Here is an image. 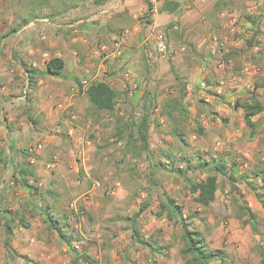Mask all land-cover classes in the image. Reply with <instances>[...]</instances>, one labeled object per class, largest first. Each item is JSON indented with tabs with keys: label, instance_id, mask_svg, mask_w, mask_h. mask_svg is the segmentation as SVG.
Instances as JSON below:
<instances>
[{
	"label": "rangeland",
	"instance_id": "obj_1",
	"mask_svg": "<svg viewBox=\"0 0 264 264\" xmlns=\"http://www.w3.org/2000/svg\"><path fill=\"white\" fill-rule=\"evenodd\" d=\"M95 1L100 4L107 0H0V33L21 29L24 20L41 19L54 3L65 18L78 5L76 20L80 21L81 30H85L98 22ZM163 2L157 0V13ZM194 2L195 13L183 4L177 11L188 20L181 23L183 28H192L184 44L186 49L180 50L183 29L181 33L179 29L170 33L167 29L166 33L163 24L171 18L165 12L160 13L153 35L165 36L166 53H159L153 42L156 49L149 65L145 57H136L143 67L138 79L140 84L134 89L139 91L137 103H126L117 97L116 109L119 116L134 126L129 131H135V142L126 137L129 131L123 140H116L112 138L113 126H92L68 101H47L52 115L55 117L54 112L58 110L68 125L54 123L43 135L48 142L58 138L68 151L61 158L75 164L60 167L61 173L65 168L69 173L49 183V187L41 186V190L47 186L51 193L40 191L35 181L24 183L19 175L20 165L30 166V161H34L31 166H35L37 175L38 166L44 170V164L53 159L55 148L50 149L48 143L43 145V136L32 146V152L24 147L17 152L20 163L13 169L18 182L13 176L5 175L8 168L0 165V264H86L83 258L77 260L75 251L88 254L99 264H183L178 255L183 247L181 225L156 216L166 196L175 198L176 204L182 207L185 224L202 235L209 249L216 250L223 240L230 239L226 251L234 264H262L264 182L258 175L264 171V88L253 91V87L264 78V0ZM218 2L224 4H221L222 11H227L221 21L214 13ZM151 7L150 4V10ZM150 10L142 18L145 25H151L155 19ZM246 15L255 16V23L248 22ZM173 32L177 33L173 35ZM197 35L204 37L203 48L198 51L193 47L198 41L194 37ZM251 38L255 42L250 46ZM80 46V50H94L92 46L88 49ZM135 74L134 71L130 81L136 78ZM143 76L146 77L143 79ZM252 93L261 102L263 111L252 118L254 126L249 128L238 106L250 103ZM174 100H179L188 111L186 121L177 112H171L169 104ZM78 102L85 108L84 98ZM145 112L149 115L148 149L141 151L135 126ZM197 125L204 130L202 136L192 133ZM74 126L84 130L80 146L67 135L63 136V130ZM174 128L183 134L185 145L170 136ZM38 144L42 147L37 148ZM163 152L173 154L174 162L165 159ZM216 156L224 158L229 173L235 170L232 183L228 175L219 177L220 188L214 202L208 208H201L192 202L185 179L205 178L204 173L193 167L199 157L210 160ZM182 158L191 168L186 169ZM83 160L86 170L82 167ZM177 168L182 173L175 171ZM96 182L99 187H95ZM233 198L256 215V233L231 218ZM144 205L146 209L139 212ZM49 216L60 233L50 227ZM9 219L14 220L13 233L10 249L6 250L3 222ZM232 222L236 225L229 229ZM135 224L141 228L143 245L132 240L131 228ZM155 243L162 248L161 254L157 253Z\"/></svg>",
	"mask_w": 264,
	"mask_h": 264
},
{
	"label": "crops",
	"instance_id": "obj_2",
	"mask_svg": "<svg viewBox=\"0 0 264 264\" xmlns=\"http://www.w3.org/2000/svg\"><path fill=\"white\" fill-rule=\"evenodd\" d=\"M170 2L177 4V10L167 9ZM95 3L98 22L85 30H81L80 21L76 20L78 5H74L72 12L65 18L58 12L57 3H54L52 6L49 5L50 9L42 14L41 19L30 21L18 30L12 28L14 33L13 31L0 33V165L8 168L5 175L13 176L15 173L13 167L17 162L20 163L17 154L19 149L34 146L42 136L44 137L43 134L48 133L47 127H52L54 123L68 125L67 121L62 120L58 110L54 112L57 114L56 118L52 115L47 106L48 100L68 101L80 115H83L84 107L78 102L83 99L82 90L92 81H103L118 93L123 102L137 103L139 91L134 89L140 84L141 79H138L142 75L143 67L139 66L136 57H145L149 65L159 38L166 41L162 34L155 37L153 35L160 13L165 12L171 18L170 22L163 24L165 31L168 29L170 33V30L172 32L179 29L181 33L183 29L180 50L186 49L184 44L188 42L187 35L192 28H183L181 23L184 24L188 20L180 17L177 11L186 5V8H191L194 12L196 5L194 0H164L155 19L150 22L151 25H145L142 19L148 9L145 0H107L100 4L96 1ZM214 13L221 21L227 11L215 10ZM199 21L200 19L195 22ZM174 33L177 32H173V35ZM194 37L198 41L193 47L197 51L201 50L204 37L201 35ZM194 37L189 36L191 40ZM153 42L156 47L155 44L152 45ZM80 44L87 49L92 46L94 50H80ZM145 47L146 49L142 50ZM50 58H60L64 61L65 74L60 77L44 76L34 87L29 86L25 67L44 70ZM134 71L136 78L130 81ZM144 77L146 76H143V79ZM128 89L131 91L128 92ZM58 129L57 133L60 131ZM66 131L68 139L80 146L82 139L80 135L84 130L74 126L67 127ZM49 142L50 149L55 148L53 159L44 164V170L38 166L37 175L34 173L35 166H31L34 161L31 160L30 170L33 176L27 177L28 184L35 181L40 191L44 193H51V189L48 190L46 186L41 190L42 185L49 187V183L58 181L64 173H69L66 168L65 172L61 173L60 167H68L69 163L72 166L75 164L72 160L61 158L68 151L61 146L58 138ZM80 151V154L83 153ZM82 162V167L86 170L85 160ZM47 169L52 170L51 174ZM38 178H41L40 181ZM235 223L232 222L229 229L235 227ZM229 241L223 240L224 243L216 250H222L229 256V252L226 251L230 247Z\"/></svg>",
	"mask_w": 264,
	"mask_h": 264
},
{
	"label": "trees",
	"instance_id": "obj_3",
	"mask_svg": "<svg viewBox=\"0 0 264 264\" xmlns=\"http://www.w3.org/2000/svg\"><path fill=\"white\" fill-rule=\"evenodd\" d=\"M145 3L148 6V10H150V4L148 3V0H145ZM221 4L223 3L218 2L217 4H215V10L217 9L219 11H222ZM169 6L170 7H168L167 9L171 11L177 10L176 3L170 2ZM245 17L246 20L248 22H251L252 24L256 21V17L253 15H246ZM24 23L27 24L28 22L24 20ZM252 41L255 42V39L251 38V41L248 42L250 46L252 45ZM231 54L235 55L236 53L231 52ZM25 72L28 78V85L34 87L41 77L63 76L65 74V64L64 61L60 58H50L46 62L44 70H39L36 68L30 69L25 67ZM262 88H264V78H261L257 82H255L253 91H257L258 89ZM81 93L86 103L83 111V117L84 119H89L92 126L97 125L103 128H106L107 126H113L114 132L112 134V138H115L116 140H123L125 138L124 134H126L129 129H133L134 126L132 127V125H130L127 120L119 116L116 109L118 94L109 86L108 83L103 81H92L85 87L84 90H82ZM249 101L250 103L244 102L241 104V106L238 107H240L243 111V121L245 125L249 128H253L254 124L252 122V118L263 111V106L254 93L251 94ZM169 107L171 108V112H177V114H179L178 117H180L183 121H186L188 119V111L182 106L179 100L171 101ZM135 127L137 133L136 140L140 142V149L141 151H146L148 149L147 134L149 128V115L147 112L143 113L138 126ZM134 133L135 131H129L126 136L133 142H135V140H133ZM192 133L202 136L204 130L201 126L197 125V128L195 130H192ZM63 136L66 137V130H63ZM170 136L174 139L175 142H179L182 145H185L183 134L179 132L177 128H174V131L170 132ZM126 153L130 154V151L128 152L127 150ZM164 153L165 152H163L162 156L165 159L174 162L173 154ZM181 162L186 165V169L191 168V164L185 159L182 158ZM163 165L166 166L167 164ZM193 168L199 170L201 173H204L205 178L198 180H190L186 178L185 180L187 182L188 192L190 195H192V202L194 204L198 205L201 208H208L211 203L214 202L216 194L220 188L218 178L228 175L229 181L230 183H232V173H234L235 170L232 169L229 173L226 161L221 156H216L214 158H211L210 160H204L199 157L197 159V163ZM175 171L181 172L178 168ZM19 175H21L24 183L27 182V177L33 176V172H31L29 164L19 166ZM258 176L260 181L264 182V171H262ZM13 177L17 180V182L19 181V179L16 178L17 176L15 174H13ZM26 184H28V182ZM146 207V205L142 206L139 212L144 211ZM232 207H234V212L231 218L237 221H241L243 225L247 226L251 229V231L255 232L254 225L257 220L256 215L253 214V212L246 205L239 204L235 198H233L232 200ZM156 216L158 219H166L167 221L174 220L181 225L180 239L182 241L183 247L179 251L178 255L183 264H211L213 262H217L219 264H234V262L225 252H223L222 250L209 249L208 246H206L202 235L199 232H194L187 227L182 218V207L176 204L175 198L166 196L165 202L164 204H160V208L156 213ZM135 217L137 218L138 214H136ZM48 218L50 220V216ZM20 221L23 222L22 219ZM13 222V219H9L3 222L5 232L3 246L4 248H6V250L10 249V241L12 239L13 233ZM48 223L50 224V227H52V229H54L57 233L61 232L60 228L56 224L51 223V220ZM131 232L132 240L143 245V234L141 232V228H139V226L137 228L135 224V226L131 228ZM66 243L74 252L73 247L70 245V242L66 240ZM154 246L157 247V253L161 254L160 251L162 248L157 246L156 243ZM75 253L77 260L83 258L86 264H99L96 260L88 256V254L86 253L84 255L76 251ZM77 260H75V262H77ZM261 263L264 264V256L262 257Z\"/></svg>",
	"mask_w": 264,
	"mask_h": 264
},
{
	"label": "built area",
	"instance_id": "obj_4",
	"mask_svg": "<svg viewBox=\"0 0 264 264\" xmlns=\"http://www.w3.org/2000/svg\"><path fill=\"white\" fill-rule=\"evenodd\" d=\"M150 4L152 5L151 7V10H150V15L151 17H155L157 15V7H156V3H157V0H149ZM159 38V37H158ZM157 50L159 53H162V54H165L166 53V50H167V45H166V42L163 41L161 39V37L159 38L158 40V43H157ZM48 143V139L45 137L43 140H42V144L45 145ZM42 147L41 144H38L37 145V148H40ZM34 148H29V152H32ZM95 187H99V183H94Z\"/></svg>",
	"mask_w": 264,
	"mask_h": 264
}]
</instances>
